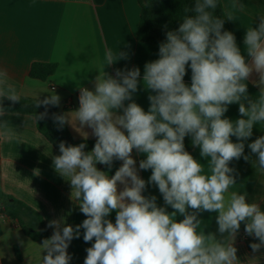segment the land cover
<instances>
[{"label":"clouds","instance_id":"obj_1","mask_svg":"<svg viewBox=\"0 0 264 264\" xmlns=\"http://www.w3.org/2000/svg\"><path fill=\"white\" fill-rule=\"evenodd\" d=\"M218 7V0H195L185 7L178 29L168 31L159 45V58L144 65L142 80L138 67L118 69L115 77L104 70L93 90L79 89L78 109L54 114L60 126L71 124L85 140L89 133L83 129H91L96 141L87 152L85 143L60 142V154L52 158L86 219L75 227L49 222L54 231L42 243V264H70L67 250L81 229L84 242H92L84 264H237L235 239L242 223L245 233L258 240L250 244L252 253L264 248L261 205L249 202L247 194L229 193L237 183L230 164L250 160L245 142L257 125L264 126V13L246 28L241 49L224 23L236 20V10L244 5L233 3L223 17L215 14ZM126 57L121 49L115 54L107 49L104 62L109 66ZM188 67L190 85L184 82ZM253 73L260 89L255 98L246 83ZM5 75L0 70V77ZM140 84L152 93L147 111L133 100ZM3 98L21 99L15 89H0V117L6 114ZM60 99L55 92L39 99L35 107L46 111L35 119H44L47 106H59ZM232 104L239 105L236 120L225 116ZM187 136L203 163L185 149ZM247 148L264 171V135ZM133 150L146 157L139 169L151 170L147 182L138 174ZM115 160L123 163L114 175L97 167L111 168ZM149 183L158 187L165 206L143 194ZM202 212L216 214L221 239L202 227Z\"/></svg>","mask_w":264,"mask_h":264},{"label":"crops","instance_id":"obj_2","mask_svg":"<svg viewBox=\"0 0 264 264\" xmlns=\"http://www.w3.org/2000/svg\"><path fill=\"white\" fill-rule=\"evenodd\" d=\"M222 3L226 13L232 10L233 3L244 5L242 10H236L237 19L229 20L237 44L243 49L246 28L258 14L264 13V0H222ZM140 11L139 0H0V70L6 73L0 77L3 80L0 89H15L20 97L31 98H47L55 92L61 98L58 110L66 114L78 109L79 106L72 108L69 103L78 102L79 89L93 90L96 76L104 70L115 77L118 69L138 67L142 80L144 65L159 58L160 44L137 40ZM107 49H112L114 54L121 49L127 57L106 66ZM34 62H55L58 68L47 81H41L29 75ZM257 80L258 74L253 73L246 81L252 98L259 95L260 89L254 83ZM184 82L191 84L190 67L186 69ZM150 94L140 84L133 100L147 111ZM238 108V104L230 105L225 116L232 120L240 118ZM5 113L0 117V199L12 195L27 203L41 214L47 227L52 220H61L73 227L81 224L86 217L71 197V185L53 167L52 158L59 155V151L38 132L33 116ZM66 124L74 140H85L71 124ZM83 131L89 133L86 140L96 141L91 129ZM260 135H264V126L257 125L253 136L245 142V155H250V160L241 158L230 164L236 170L237 183L229 193L247 194L249 202L259 203L264 210V171L259 169L256 157L247 148V143ZM232 139L235 142L236 138ZM188 152L201 160L198 148ZM132 156L138 174L147 182L151 170L139 169L140 160L146 157L136 150ZM122 163L120 161L119 167ZM143 194L155 196L158 206H165L155 185L147 184ZM167 210L173 211L170 207ZM109 218L114 222L115 212ZM199 219L206 232L222 238L217 231L215 213L202 212ZM0 223L3 227L0 264H42V257L46 255L42 243L30 239L20 227L2 216ZM48 228L53 234L54 229ZM80 231V238H74L67 250L72 257L70 264H84L86 249L92 243L84 242L83 229ZM245 237L238 233L235 239L237 264H264V248L253 254ZM15 246L20 250L21 261L16 257Z\"/></svg>","mask_w":264,"mask_h":264},{"label":"trees","instance_id":"obj_3","mask_svg":"<svg viewBox=\"0 0 264 264\" xmlns=\"http://www.w3.org/2000/svg\"><path fill=\"white\" fill-rule=\"evenodd\" d=\"M140 1L141 11L139 25L137 29V40L140 42H147L159 45L166 40V33L178 29L181 18L185 14V7H193L195 0H147ZM220 7L217 8L215 14L223 17L226 13L222 0H218ZM190 14V13H189ZM224 30L232 32L229 20L225 19ZM58 68L55 62H34L31 65L29 75L32 78L41 81H47ZM45 99L21 97L20 101L13 103L6 98L2 99L5 112L19 113L31 115L35 119V114L44 113L45 106L35 107L38 100ZM55 115H61L58 106H47V116L44 119L36 120V127L50 144L59 151L60 142H65L66 145H79L86 144L85 151H91L95 145V141L89 140H74L71 136L67 124L60 126L54 119ZM185 149L192 150L194 147L191 143V137H185ZM120 161L115 160L109 168L106 165L98 164V169L107 172L109 175H114L115 171L119 168ZM0 216L10 221L12 224L20 227L23 232L33 241L43 243L47 238L51 237V232L47 227L43 217L39 212L30 207L27 203L15 198L12 195H4L0 199ZM3 234V227L0 223V236ZM239 234H245L246 243L250 248L251 243H258L254 237L249 236L244 231V224H241ZM251 249V248H250ZM15 254L18 260H22V255L18 246L14 247Z\"/></svg>","mask_w":264,"mask_h":264},{"label":"built area","instance_id":"obj_4","mask_svg":"<svg viewBox=\"0 0 264 264\" xmlns=\"http://www.w3.org/2000/svg\"><path fill=\"white\" fill-rule=\"evenodd\" d=\"M78 97H79V93L77 94V99H78ZM77 101H78V100H77ZM69 106L72 107V108H76V107L79 106V102H73V101H71V102L69 103Z\"/></svg>","mask_w":264,"mask_h":264},{"label":"water","instance_id":"obj_5","mask_svg":"<svg viewBox=\"0 0 264 264\" xmlns=\"http://www.w3.org/2000/svg\"><path fill=\"white\" fill-rule=\"evenodd\" d=\"M144 2H146L147 0H143Z\"/></svg>","mask_w":264,"mask_h":264}]
</instances>
